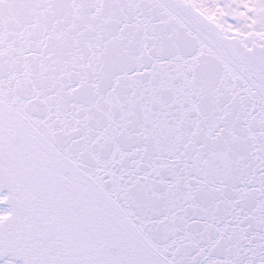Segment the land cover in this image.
<instances>
[{"label": "snow or ice", "instance_id": "1", "mask_svg": "<svg viewBox=\"0 0 264 264\" xmlns=\"http://www.w3.org/2000/svg\"><path fill=\"white\" fill-rule=\"evenodd\" d=\"M0 264H264V0H0Z\"/></svg>", "mask_w": 264, "mask_h": 264}]
</instances>
